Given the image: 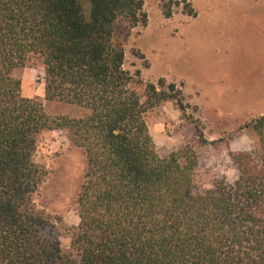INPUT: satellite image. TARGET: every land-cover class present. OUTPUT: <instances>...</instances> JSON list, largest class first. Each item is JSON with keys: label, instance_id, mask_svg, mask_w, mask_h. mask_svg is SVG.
<instances>
[{"label": "trees", "instance_id": "obj_1", "mask_svg": "<svg viewBox=\"0 0 264 264\" xmlns=\"http://www.w3.org/2000/svg\"><path fill=\"white\" fill-rule=\"evenodd\" d=\"M143 7L0 0V264H264V115L243 127L256 143L229 155L232 182L197 190L191 152L159 157L145 114L169 101L183 110L181 90L163 78L136 81L114 38L119 23L146 26ZM27 66L42 67L46 101L86 115L50 117L42 102L23 97L14 72ZM52 130H64L85 157L67 247L50 238V221L32 202L45 178L32 152Z\"/></svg>", "mask_w": 264, "mask_h": 264}, {"label": "rangeland", "instance_id": "obj_2", "mask_svg": "<svg viewBox=\"0 0 264 264\" xmlns=\"http://www.w3.org/2000/svg\"><path fill=\"white\" fill-rule=\"evenodd\" d=\"M143 3L146 26L119 23L115 28L114 38L124 49L123 67L136 81L156 84L163 78L175 84L184 105L180 110L169 101L145 114L156 153L166 158L181 149L191 152L197 162V190L211 188L222 177L232 182L236 170L229 155L256 143L243 127L264 115V0ZM185 3L195 9L196 17L185 13ZM164 5L171 8L168 18ZM82 6L86 13L88 4ZM14 76L21 80V95L42 102L50 117L86 115L80 107L44 99L41 66L18 69ZM32 160L45 172L32 202L50 221V238L67 247L79 223L76 197L84 154L71 145L64 130H52L39 135Z\"/></svg>", "mask_w": 264, "mask_h": 264}]
</instances>
